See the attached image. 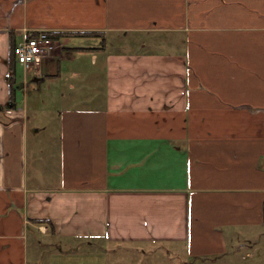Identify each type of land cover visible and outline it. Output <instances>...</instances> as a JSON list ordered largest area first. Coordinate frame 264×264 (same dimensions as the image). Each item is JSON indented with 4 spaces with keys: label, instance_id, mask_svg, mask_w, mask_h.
<instances>
[{
    "label": "crops",
    "instance_id": "1",
    "mask_svg": "<svg viewBox=\"0 0 264 264\" xmlns=\"http://www.w3.org/2000/svg\"><path fill=\"white\" fill-rule=\"evenodd\" d=\"M36 30L63 36L25 70L24 93L65 79L76 52L97 55L104 92L38 127L6 107L11 40ZM134 31L171 49L109 46ZM0 107V264H29L30 234L32 264H107L109 244L220 259L228 234L264 224V0H0Z\"/></svg>",
    "mask_w": 264,
    "mask_h": 264
},
{
    "label": "rangeland",
    "instance_id": "2",
    "mask_svg": "<svg viewBox=\"0 0 264 264\" xmlns=\"http://www.w3.org/2000/svg\"><path fill=\"white\" fill-rule=\"evenodd\" d=\"M141 35V31H134L128 33L127 38H115L113 44H109V46L113 49L118 48L119 50H133L139 48L138 44L142 42L146 43V48L148 49H171V46L167 44V41L163 38L153 37L152 44L151 37L146 39H139ZM71 39L72 42H82L86 38L80 37L78 39H75L74 37H72ZM56 41L57 40L53 41L52 48H50L48 52L42 53L37 58L36 62L30 65L29 68H37L39 62L43 58H52L54 53L60 50L57 48V46H59V42ZM85 41L87 42V40ZM73 56L74 60L72 62L66 59H62L61 61L63 69L69 70H64L63 72L65 79L64 77L57 80L45 79L41 81L37 87L27 92L25 91V93L22 87H16V98L17 101L20 102L18 106L23 107L24 105L28 109L27 115L31 119L33 125H36L37 127L44 126L45 122L48 121L46 117L52 116L55 112L58 111V109L68 105V102H66L67 98H72L71 101H74V103H76L75 105L77 106L84 105V103H89L83 100L84 98H79V96L83 95L81 92L83 90L85 91V95H88L87 93H96L103 96L104 92L102 74L100 71H95V69L93 70L95 64H89L94 61V57H96L97 55L93 56L92 54L87 53L83 56H80V54L76 52ZM98 59H100V55H98ZM79 61H81V65L80 63H78ZM86 68H90L91 71L85 72L88 74L84 76V82H79L77 77L70 76V71L72 69H74L76 72H82ZM76 69H79L80 71ZM25 70L26 69L23 65L16 63L15 79L18 84L21 82V79L25 76ZM96 72H98L97 76L94 75ZM72 83H75L78 86L81 83L86 84V86H90H84L83 88L77 91V88L73 87ZM34 129L35 126H33V130ZM52 132L53 130L47 134L46 129L42 132H36L35 135L37 142L35 145L44 151V149L47 147L46 139L51 138ZM41 157L42 162L46 163V166L43 167V169L46 171L48 166V150H45ZM53 169H56V167L54 166ZM231 233H233V235L228 234V238L231 240V243H228L229 246H227V253L222 257L220 256V259L216 256H213V254L209 253H204L197 257H188L182 250H180V248H177V253L175 252V250L172 249L174 247L169 245L146 246V252L142 251L140 246L130 245L114 246L109 244L105 246L101 245V247H98V249L102 250L101 252L105 254L107 264H264V224L258 228H252L246 231L243 230L241 232L235 230ZM37 238L40 239L42 242L45 240L46 245H49L52 240V238H50L49 236ZM34 240L35 236L33 234H30L29 264H32V262L34 261ZM242 241L246 242L247 245L240 246L239 242ZM58 242L59 244H61L62 250L70 247H78L74 245L76 241L72 242L68 240H60ZM142 248H144V246H142Z\"/></svg>",
    "mask_w": 264,
    "mask_h": 264
},
{
    "label": "built area",
    "instance_id": "3",
    "mask_svg": "<svg viewBox=\"0 0 264 264\" xmlns=\"http://www.w3.org/2000/svg\"><path fill=\"white\" fill-rule=\"evenodd\" d=\"M33 36L25 34L14 47L16 61L28 69L37 58L52 48L54 39L48 36L47 30H36Z\"/></svg>",
    "mask_w": 264,
    "mask_h": 264
},
{
    "label": "trees",
    "instance_id": "4",
    "mask_svg": "<svg viewBox=\"0 0 264 264\" xmlns=\"http://www.w3.org/2000/svg\"><path fill=\"white\" fill-rule=\"evenodd\" d=\"M36 32H31L28 33V36H33ZM88 34H92V33H96L99 34V32H87ZM48 36L54 40H59L61 38V36H63V32L61 31H48ZM14 47H15V42L13 41V39L11 40V54L9 57V72H8V84H9V99L7 102V108L9 109H14L17 107L18 103L17 102V98H16V94H15V89L16 87H19L21 83H17L16 79H15V65L17 63L16 61V57L14 54ZM3 111V107H0V112ZM36 223L38 224H45L47 225L49 228H51V230H53V225L51 224V222H49L48 220H35Z\"/></svg>",
    "mask_w": 264,
    "mask_h": 264
},
{
    "label": "water",
    "instance_id": "5",
    "mask_svg": "<svg viewBox=\"0 0 264 264\" xmlns=\"http://www.w3.org/2000/svg\"><path fill=\"white\" fill-rule=\"evenodd\" d=\"M29 84V82H27V85ZM20 87H21V84H20Z\"/></svg>",
    "mask_w": 264,
    "mask_h": 264
},
{
    "label": "flooded vegetation",
    "instance_id": "6",
    "mask_svg": "<svg viewBox=\"0 0 264 264\" xmlns=\"http://www.w3.org/2000/svg\"><path fill=\"white\" fill-rule=\"evenodd\" d=\"M30 83V82H29ZM27 84V83H26ZM29 85V84H28Z\"/></svg>",
    "mask_w": 264,
    "mask_h": 264
}]
</instances>
